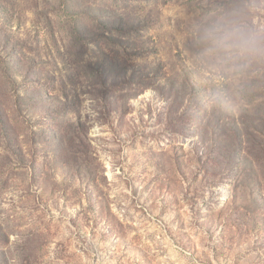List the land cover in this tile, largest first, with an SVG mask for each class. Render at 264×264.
Segmentation results:
<instances>
[{
	"label": "rangeland",
	"instance_id": "obj_1",
	"mask_svg": "<svg viewBox=\"0 0 264 264\" xmlns=\"http://www.w3.org/2000/svg\"><path fill=\"white\" fill-rule=\"evenodd\" d=\"M220 6L264 29V0H0V264H264V62L186 39Z\"/></svg>",
	"mask_w": 264,
	"mask_h": 264
},
{
	"label": "clouds",
	"instance_id": "obj_2",
	"mask_svg": "<svg viewBox=\"0 0 264 264\" xmlns=\"http://www.w3.org/2000/svg\"><path fill=\"white\" fill-rule=\"evenodd\" d=\"M186 39L198 64H212L236 74L264 62V29L252 25L239 6H220L201 15L190 26ZM213 96L217 103L232 106L226 90L218 88Z\"/></svg>",
	"mask_w": 264,
	"mask_h": 264
}]
</instances>
